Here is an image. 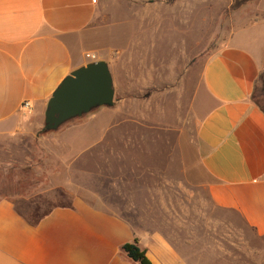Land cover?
Instances as JSON below:
<instances>
[{"label":"crops","instance_id":"1","mask_svg":"<svg viewBox=\"0 0 264 264\" xmlns=\"http://www.w3.org/2000/svg\"><path fill=\"white\" fill-rule=\"evenodd\" d=\"M144 1L123 6L119 0H0V137L39 132L52 92L70 72L90 63L85 54L96 50L85 43L99 46L95 40L100 30L120 10L133 17L136 37L114 51L122 55L115 59L132 58L138 48L141 55L134 57L143 59L144 43L160 34L169 12L168 0H158L155 18L139 15L135 2ZM261 1L244 5L248 18L259 16L241 20L203 64L196 90L195 135L197 159L209 178L210 201L235 213L258 236H264V113L251 96L264 72ZM146 27L159 30L145 34ZM259 29L256 38L253 33ZM99 60L108 64L115 97L120 72L110 61ZM24 103L28 108L22 107ZM113 109L97 108L85 122L48 136V146L42 142L43 151L64 156V163L96 158L101 172L92 177L95 182L88 183L84 176L79 183L68 184L70 179L65 183L71 194L68 205L54 207L32 223L12 200L0 199V264H139L121 250L135 240L152 264H188L167 237L146 226L152 213L143 210L141 227L130 221L137 202L134 188L140 184L124 172L139 178L135 172L145 169L135 162L133 148L102 145L118 133V113ZM80 171L88 176L82 163ZM113 171L119 172L117 178ZM142 197L145 203L157 199L151 194Z\"/></svg>","mask_w":264,"mask_h":264},{"label":"rangeland","instance_id":"2","mask_svg":"<svg viewBox=\"0 0 264 264\" xmlns=\"http://www.w3.org/2000/svg\"><path fill=\"white\" fill-rule=\"evenodd\" d=\"M119 2L124 6L131 0ZM231 4L232 0H168L167 20L160 34L153 36L151 43H144L143 59L134 57L141 55V48L135 49L132 58L115 59L122 55L114 51L136 37V28L131 24L134 19L123 10H117L115 20L100 30L95 40L99 46L85 43V47L96 50V59L110 61L120 72L112 106L118 113V133L102 145L133 148L135 162L145 169L135 172L139 178L124 172L126 178L140 184L134 188L137 202L135 213H130L135 217L130 221L141 227L143 210L152 213L146 226L167 237L188 264H264V236L256 235L235 213L212 204L207 192L209 178L196 155V90L201 85L203 64L241 20L248 18L246 6L233 9ZM158 5V0L135 2V12L155 18ZM260 9H264V0ZM258 16L251 14L249 18ZM152 29L159 30L146 27L143 32ZM261 30L253 33L254 37ZM88 114L54 131L41 133L43 120L37 133L0 137V199L12 200L20 213L33 219L69 204L71 194L65 188L69 179L68 184L79 183L84 176L88 183L95 182L92 177L101 172L96 158L64 163V156L48 155L41 148L42 142L48 146V136L67 126H78ZM103 131L105 125L99 134ZM80 163L88 176L81 173ZM113 174L117 178L119 172ZM150 194L157 199L141 202L142 195Z\"/></svg>","mask_w":264,"mask_h":264},{"label":"water","instance_id":"3","mask_svg":"<svg viewBox=\"0 0 264 264\" xmlns=\"http://www.w3.org/2000/svg\"><path fill=\"white\" fill-rule=\"evenodd\" d=\"M114 89L108 64L90 62L70 72L52 92L40 132L54 131L64 123L100 107H111Z\"/></svg>","mask_w":264,"mask_h":264},{"label":"trees","instance_id":"4","mask_svg":"<svg viewBox=\"0 0 264 264\" xmlns=\"http://www.w3.org/2000/svg\"><path fill=\"white\" fill-rule=\"evenodd\" d=\"M253 1L255 0H232L231 7L233 9H238ZM251 99L254 102V104L264 113V72L259 76V79L257 80V84L255 85V88L253 90ZM46 132H41V133H46ZM38 219L39 218H33V219L29 218L28 220L34 223ZM121 250L126 255V257L131 261L137 262L139 264H152L146 256V251L140 249L137 246L136 240L132 243L124 244Z\"/></svg>","mask_w":264,"mask_h":264},{"label":"built area","instance_id":"5","mask_svg":"<svg viewBox=\"0 0 264 264\" xmlns=\"http://www.w3.org/2000/svg\"><path fill=\"white\" fill-rule=\"evenodd\" d=\"M85 58L86 59H91V60H96V56L94 55V54H85ZM93 62H95V61H93ZM22 107L23 108H28V104L27 103H24L23 105H22Z\"/></svg>","mask_w":264,"mask_h":264}]
</instances>
